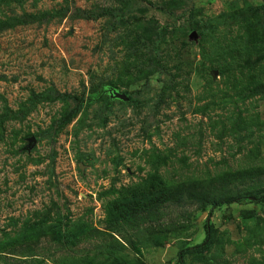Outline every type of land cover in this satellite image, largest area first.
I'll return each instance as SVG.
<instances>
[{
    "label": "rangeland",
    "instance_id": "1",
    "mask_svg": "<svg viewBox=\"0 0 264 264\" xmlns=\"http://www.w3.org/2000/svg\"><path fill=\"white\" fill-rule=\"evenodd\" d=\"M63 3L0 0V264H264V0Z\"/></svg>",
    "mask_w": 264,
    "mask_h": 264
},
{
    "label": "trees",
    "instance_id": "2",
    "mask_svg": "<svg viewBox=\"0 0 264 264\" xmlns=\"http://www.w3.org/2000/svg\"><path fill=\"white\" fill-rule=\"evenodd\" d=\"M63 5L60 7L61 9H59L58 11L55 10V11H47V12H44L43 14H33V15H29V17H33L35 20H42V19H46V20H52L54 18H59V16H64L63 13H65V11L67 12L68 10V6H71L70 5V0H63ZM90 15H88L87 18H89ZM7 25H9L10 23L8 22H5ZM7 119L3 120L4 122L6 121ZM256 170L258 169H262V167H259V168H256L254 167ZM253 167L250 168L251 171H255ZM257 199H260V200H263L264 199V192H262L261 194H259L258 196H256ZM241 200V198H233V199H225V200H221V201H215L214 202V205L215 206H221L223 204H231V203H235L237 201ZM209 214L211 215L212 214V210L209 212ZM212 240H211V234L208 233L207 234V238L206 240L199 244L195 249L196 250H200V249H203L207 246H209L211 244Z\"/></svg>",
    "mask_w": 264,
    "mask_h": 264
},
{
    "label": "water",
    "instance_id": "3",
    "mask_svg": "<svg viewBox=\"0 0 264 264\" xmlns=\"http://www.w3.org/2000/svg\"><path fill=\"white\" fill-rule=\"evenodd\" d=\"M110 94H111V98H120L123 100H128V97L124 93H120L115 89H112ZM34 141H35V138H32L31 142H34Z\"/></svg>",
    "mask_w": 264,
    "mask_h": 264
}]
</instances>
